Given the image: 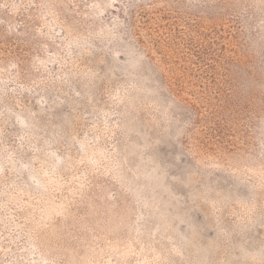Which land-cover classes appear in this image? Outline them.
I'll return each mask as SVG.
<instances>
[{
    "label": "rangeland",
    "instance_id": "374dc122",
    "mask_svg": "<svg viewBox=\"0 0 264 264\" xmlns=\"http://www.w3.org/2000/svg\"><path fill=\"white\" fill-rule=\"evenodd\" d=\"M0 264H264V0H0Z\"/></svg>",
    "mask_w": 264,
    "mask_h": 264
}]
</instances>
